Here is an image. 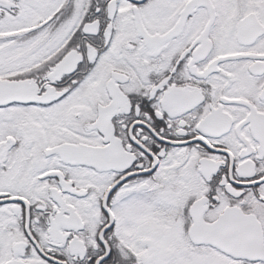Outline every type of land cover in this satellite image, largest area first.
Listing matches in <instances>:
<instances>
[{
	"label": "snow or ice",
	"instance_id": "6c2138e0",
	"mask_svg": "<svg viewBox=\"0 0 264 264\" xmlns=\"http://www.w3.org/2000/svg\"><path fill=\"white\" fill-rule=\"evenodd\" d=\"M0 264H264V0H0Z\"/></svg>",
	"mask_w": 264,
	"mask_h": 264
}]
</instances>
